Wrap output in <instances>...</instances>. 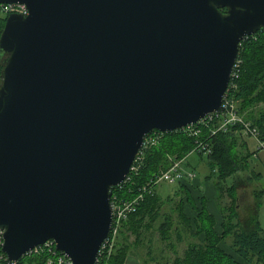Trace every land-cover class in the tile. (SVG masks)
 I'll list each match as a JSON object with an SVG mask.
<instances>
[{"label": "water", "instance_id": "water-1", "mask_svg": "<svg viewBox=\"0 0 264 264\" xmlns=\"http://www.w3.org/2000/svg\"><path fill=\"white\" fill-rule=\"evenodd\" d=\"M0 230L17 261L52 240L95 264L152 130L218 112L264 0H0ZM225 9V11H222Z\"/></svg>", "mask_w": 264, "mask_h": 264}, {"label": "trees", "instance_id": "trees-1", "mask_svg": "<svg viewBox=\"0 0 264 264\" xmlns=\"http://www.w3.org/2000/svg\"><path fill=\"white\" fill-rule=\"evenodd\" d=\"M6 16L0 11V33ZM1 59L0 53V70ZM236 61L238 76L232 79L236 83V87L231 91L232 95L238 101L239 112L257 128L259 138L264 141V28L245 36L240 41ZM199 127L201 129L199 135L189 134L181 128L168 132L152 130L145 135L157 133L159 138L155 144L144 148L137 172L130 173L128 181L110 188L112 197L133 199L140 192V188L146 185L143 199L122 223L113 254L109 258L99 259L96 264H123L132 250L134 255L140 257L136 249L142 247L147 249V258L142 259L143 264H264V229L261 228L257 218L264 188L256 190L254 205L251 204V207L241 210L240 213L239 210H235L234 203L237 185L235 186V183L228 187L222 185L225 179L234 176L237 171L245 167L242 163L240 165L241 156L237 150L241 126L233 125L226 131L219 130L214 134L210 133L214 128L211 122ZM198 142H203L210 148V153L206 155V166L209 169L206 179L215 176L216 187L221 190L219 196L223 191L229 196L228 214L225 218L223 215L219 228L215 215L203 205L194 208L197 211L192 210L194 212L192 215L182 212L183 201L187 200L191 204L194 200L189 182L184 180L178 182L180 192L185 194L177 202L180 208L178 223L181 224V228H172L174 223L171 216H165L156 228L159 238L166 242L174 257L165 260L162 257L151 256V232L148 235L146 233L154 230L153 225L159 217L162 203V198L153 182L154 178L170 166L172 163L170 158L174 160L185 158L196 148ZM195 152L200 156L203 155L200 151ZM172 229L177 242L182 241V232L186 231L193 238L196 237L197 241L189 242L179 255L176 253L175 243L170 241ZM229 235L232 238L231 252L220 244ZM46 259L45 253L26 254L15 264L25 262L45 264Z\"/></svg>", "mask_w": 264, "mask_h": 264}, {"label": "built area", "instance_id": "built-area-1", "mask_svg": "<svg viewBox=\"0 0 264 264\" xmlns=\"http://www.w3.org/2000/svg\"><path fill=\"white\" fill-rule=\"evenodd\" d=\"M0 11L4 15H8L10 13H18L25 16L28 13L26 5L22 3H0ZM237 69L238 62L235 60L234 66L231 71L229 84L222 96L219 111L210 112L197 122L189 123L181 129L186 130L189 134L199 135L201 132L199 125H207L211 122L213 123L214 128L210 131V133L214 134L219 130L226 131L230 126L240 125V133H243L254 140L255 144H257V148L254 150V155L258 156V153L262 152V162L264 163V141L259 138L257 128L253 127L250 121L247 120L244 115L239 112L238 101L233 97L231 92L236 87V83L232 81V79L237 78ZM158 138L159 135L157 133H153L149 136L147 135L144 137L142 146L135 155L133 163L130 166L129 172L122 182L128 181L130 179V173L137 172L144 148L155 144ZM195 151H200L203 153V155H208L210 153V148L207 146V144L203 142H198L196 148L191 150L188 154ZM184 159L185 158L180 160H174L173 158H170L172 163L166 170L161 171L154 178V185H156L157 187V185L161 182H167L172 184L178 183L183 180L187 181V179L194 178V172H186L182 170V162ZM145 191L146 185L140 188V192H138V194L133 199L117 198L116 196H110V210L112 214L111 228L98 249L95 264L96 262H99V259L103 257L109 258L113 254L118 239V232L121 228L122 223L128 218V215L134 211L135 206L138 204V202L143 199V193ZM2 235L3 231L0 230V264H15L16 261L8 260L6 255L1 250V246L3 244ZM41 253L47 254L45 264H72L68 257L56 250L55 244L52 240H47L43 244L35 246L27 254L39 255Z\"/></svg>", "mask_w": 264, "mask_h": 264}, {"label": "rangeland", "instance_id": "rangeland-1", "mask_svg": "<svg viewBox=\"0 0 264 264\" xmlns=\"http://www.w3.org/2000/svg\"><path fill=\"white\" fill-rule=\"evenodd\" d=\"M241 135H239V142H242L244 140V138H249L251 139L249 136L240 133ZM254 143L253 145V149L255 150L257 148V144H255L254 140L251 139ZM242 148V146L240 147V149ZM240 153V165L241 163L243 164V160H246V158L242 157V152L238 151ZM248 157V156H247ZM254 158H257V160H262L263 159V154L262 152L258 153V156H255ZM185 160L187 162H189L192 165H197L196 169H192L187 167L185 164L182 165V170L189 172L192 171L195 174V177L192 179H187V181L189 182V184L191 185V194L194 200L193 206L195 207V209H197L198 206H205L206 209L210 212H212L215 215L216 218V223L218 225V227L220 228V221L223 219V215L224 218L225 216H227L228 212H227V207L229 205L230 202V198L229 196L225 193V191L222 192V195H220V189L218 187H216V177L212 176L211 179H206V174L208 172V168L206 166V155H198L196 152H192L190 154H188L185 157ZM184 160V163H185ZM248 166V163H247ZM250 169H253L255 171L257 170H262L260 165L255 164V165H251L249 164ZM192 169V170H191ZM247 169H243L241 170V174L238 173L236 175V179H238L239 184H237V189H236V197L237 200L236 202L239 204V208H236L237 210L240 211V213H242L241 210H247V207H251V204L255 203V197L253 195V193H255L256 190L259 189V187L256 185V181L253 180H246L245 179V172ZM240 172V171H239ZM240 174V175H239ZM233 176L225 179L222 182V185L225 186H231V184L234 181ZM193 180V181H192ZM235 182V181H234ZM196 184L197 187L195 185ZM264 183V182H263ZM241 186V187H239ZM156 191L157 193L161 196L162 198V203H161V207H160V213H159V217L156 220V222L153 225L154 230H150L148 231L146 234L148 235L150 232L151 238H152V245H151V256H157V258L162 257L165 260H171L174 257V253L172 252V250L166 245L165 241H162L159 238V234L156 230L158 224L163 221L165 216H171V220L174 223L173 227H179V229L181 228V224H179L178 222L180 221L179 216H178V210H180V208L177 205V202L179 201L178 199L180 197H184L185 194L180 192L179 187H178V183H167V182H161L160 184L157 185L156 187ZM203 201V202H202ZM255 201V202H254ZM188 202L187 200H184L181 206V210L182 212H186L189 215V211H190V206L189 208L188 206ZM254 205V204H253ZM197 211V210H194ZM258 221L259 224L262 228H264V197L262 198V202H261V206L260 209L258 210ZM179 224V225H178ZM178 225V226H177ZM221 230V229H220ZM183 233V237H182V241L177 242L176 238H175V232L174 229L171 230L170 232V241L175 243V249H176V253L181 255L183 250L185 249V247L187 246V244L189 242H193V241H197L196 237L193 238L191 235L188 234V232H182ZM231 236H227L225 237L221 242V246L226 249L227 251H232L230 245H231ZM146 247H142L139 249H136V251L138 252L137 255L140 256L141 259L143 258H147L146 255ZM134 250H132L133 252ZM131 252V253H132ZM150 256V254H149ZM150 264V263H149ZM256 264V263H255Z\"/></svg>", "mask_w": 264, "mask_h": 264}, {"label": "crops", "instance_id": "crops-1", "mask_svg": "<svg viewBox=\"0 0 264 264\" xmlns=\"http://www.w3.org/2000/svg\"><path fill=\"white\" fill-rule=\"evenodd\" d=\"M253 145H254L253 141L251 139H249V138L246 137V138H244V140L242 142H239L238 141L237 150L240 151V152H242L243 153L242 156H245V158H246V160L243 161V164H242L243 166H245L244 169L245 168L247 169L245 172H243V173H245V179L248 180V181L254 179L253 181H256V185L259 187L258 190H261L262 188H264V183H263L264 182V163L262 162V160L260 161V160H257V158H254L255 155H254ZM241 146H242V148L240 149ZM184 160L182 162V165L185 164L187 167L192 168V169H196L197 168V165H192L189 162H187L186 160H185V163H184ZM247 163H248V166H247ZM249 164H251V165L258 164V165H260V167H261L262 170L255 171L253 169H250ZM239 171H237L236 174L233 176V177H235L234 178V181L235 182L233 181L232 184L235 183V186H236V182H237V184L239 183L238 179H240V178L236 179V175L238 173L241 174V170H239ZM207 174H208V172H207ZM193 185H195L197 187L196 184L193 183ZM239 187H241V186H239ZM236 189H237V187H236ZM235 192H236V190H235ZM253 195H255V193H253ZM194 200H195V198H194ZM236 200H237V197H236ZM261 202H262V199H261ZM234 203H235V210H237L236 208H239V204L237 202H234ZM193 204H195L194 201L191 204H188V206H187L188 208L190 206L189 215H192L194 213L192 211V210H195L194 209L195 207L193 206ZM260 206H261V204H260ZM198 207H200V206H198ZM259 209H260V207L258 208V210ZM262 229H264V228H262ZM231 241H232V239H231ZM24 264H34V262H25ZM123 264H143V263H142V259L140 257L134 255L133 253H129L127 255L126 259L124 260V263ZM256 264H261V263H256Z\"/></svg>", "mask_w": 264, "mask_h": 264}, {"label": "flooded vegetation", "instance_id": "flooded-vegetation-1", "mask_svg": "<svg viewBox=\"0 0 264 264\" xmlns=\"http://www.w3.org/2000/svg\"><path fill=\"white\" fill-rule=\"evenodd\" d=\"M222 11H225V9H222Z\"/></svg>", "mask_w": 264, "mask_h": 264}]
</instances>
